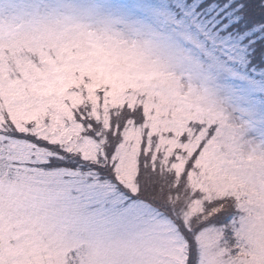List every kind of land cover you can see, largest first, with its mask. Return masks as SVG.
Returning a JSON list of instances; mask_svg holds the SVG:
<instances>
[{"label": "snow or ice", "instance_id": "obj_1", "mask_svg": "<svg viewBox=\"0 0 264 264\" xmlns=\"http://www.w3.org/2000/svg\"><path fill=\"white\" fill-rule=\"evenodd\" d=\"M138 3L167 74L113 83L60 37V0H0V264H264V143L185 71L224 15Z\"/></svg>", "mask_w": 264, "mask_h": 264}, {"label": "rangeland", "instance_id": "obj_2", "mask_svg": "<svg viewBox=\"0 0 264 264\" xmlns=\"http://www.w3.org/2000/svg\"><path fill=\"white\" fill-rule=\"evenodd\" d=\"M60 8V37L96 78L115 83L167 74L169 65L149 35L153 12L138 0H60ZM206 34L208 58L185 71L231 123L244 127L246 140L264 143V73L246 68V45L228 34L227 25L219 32L209 27Z\"/></svg>", "mask_w": 264, "mask_h": 264}, {"label": "trees", "instance_id": "obj_3", "mask_svg": "<svg viewBox=\"0 0 264 264\" xmlns=\"http://www.w3.org/2000/svg\"><path fill=\"white\" fill-rule=\"evenodd\" d=\"M213 4L219 5L221 15H230L227 19L228 34L241 37L242 44L246 45L245 63L246 68L254 72L264 73V14L259 8L241 10L234 7L240 0H212ZM254 3V0H249ZM249 42V45L246 44ZM248 70V71H249Z\"/></svg>", "mask_w": 264, "mask_h": 264}]
</instances>
